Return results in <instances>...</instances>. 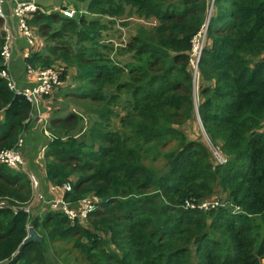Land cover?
<instances>
[{
	"label": "trees",
	"instance_id": "obj_1",
	"mask_svg": "<svg viewBox=\"0 0 264 264\" xmlns=\"http://www.w3.org/2000/svg\"><path fill=\"white\" fill-rule=\"evenodd\" d=\"M211 3L62 0L72 17L26 18L43 39L28 68L51 67L60 81L43 96L54 135L44 180L70 182L64 200L100 201L86 224L61 210L29 216L16 210L32 198L27 174L0 162V264H52L58 242L81 255L68 264H264V0H214L210 12ZM207 22L196 106L193 40ZM117 25L128 38L114 36ZM65 99L97 114L80 138L83 119ZM0 111L1 154L36 122L1 75ZM29 225L43 241L15 254Z\"/></svg>",
	"mask_w": 264,
	"mask_h": 264
},
{
	"label": "built area",
	"instance_id": "obj_2",
	"mask_svg": "<svg viewBox=\"0 0 264 264\" xmlns=\"http://www.w3.org/2000/svg\"><path fill=\"white\" fill-rule=\"evenodd\" d=\"M5 0H0V19L2 20L3 25L1 26L4 33V46L2 49L3 55V64L0 65V75L8 79L9 86L17 93L25 96L32 104V111L29 115L28 120L38 119L39 131H44L45 135L48 136L47 143L42 147V150L46 151L49 140L53 139L54 135L52 131L48 130L47 125L50 120H47V117L50 115L49 107L45 108L46 105L43 99L45 94H51L54 92L60 84L58 72L51 67L37 68L34 71L36 72V83L32 86L18 87L16 82L9 74V67L11 63L12 52L15 49V40H16V29L13 25L8 22V16L4 9ZM212 0L210 12L213 7ZM12 9L15 16L19 17V26L23 30L24 35L27 39L34 43L35 34L31 27L26 23V18L30 15L37 12L50 13L52 11L61 12L65 16L72 17L75 14L74 8L70 7H43L38 4L35 0H11ZM208 24H205L203 28L195 35L193 40V73L194 78L197 79L198 75V64L201 57L207 35ZM30 69V68H28ZM31 70V69H30ZM24 144L21 142L20 147H13L7 150H4L0 154V162L6 164L12 169L21 170L27 174L30 185L32 189V198L26 206V211L30 216H33L37 212V208L34 209L32 213V208L37 206L40 212L46 211L48 209L52 210H61L64 211L71 219L77 218L81 222L85 223L87 216L90 212L96 209L100 198L96 194H90L85 197L80 198L76 202H70L64 200V196L61 199H50L47 197L44 190L43 183L40 177L30 169L27 165V158L24 155L22 149ZM217 156L222 162H225V159L217 153ZM41 158V157H40ZM42 159V158H41ZM63 193H67L72 190V184L70 182L62 186ZM219 203V200H216L212 205L215 206ZM193 207L192 204H189ZM200 207H208L207 202L201 203ZM5 262V261H4Z\"/></svg>",
	"mask_w": 264,
	"mask_h": 264
},
{
	"label": "crops",
	"instance_id": "obj_3",
	"mask_svg": "<svg viewBox=\"0 0 264 264\" xmlns=\"http://www.w3.org/2000/svg\"><path fill=\"white\" fill-rule=\"evenodd\" d=\"M4 9L8 16L7 17L8 22L11 25H13L17 31L16 40H15V49L12 52L9 74L16 82L18 87L22 88L26 86H32L36 83V72L34 70L28 69V66L26 64V58L29 56L31 52L41 49V46L43 44V39L39 36L35 37L34 43H31L27 39V37L23 33V30L20 29V26L18 24L19 17L15 16L13 13L11 0H5ZM1 32H2V28L0 26V37L2 38ZM3 115L4 112L0 111V121L3 119ZM35 120L36 122L32 124V127L30 128L29 132L26 131L23 135L25 141L24 143L22 141V143L24 144L23 149H25L27 162L29 163V168L34 170V172L40 177L47 197H49L50 199H61L64 196L62 187L55 186L51 182L45 181L44 172H43L44 166L42 168L41 167L39 168L38 165L33 163L35 161L33 157L34 156L36 157L38 145L40 144V142H43V136L39 131L38 126H36L38 123V119L35 118ZM73 176L75 178H72V180H76V176L75 175Z\"/></svg>",
	"mask_w": 264,
	"mask_h": 264
},
{
	"label": "rangeland",
	"instance_id": "obj_4",
	"mask_svg": "<svg viewBox=\"0 0 264 264\" xmlns=\"http://www.w3.org/2000/svg\"><path fill=\"white\" fill-rule=\"evenodd\" d=\"M82 7L83 6H81V8ZM116 28H117V30L116 29L112 30V32L114 33V36H117V34L122 33V39H123V36L128 38V35H130L132 33V30L128 29V27H126V26L117 25ZM1 34H2V37L4 38L3 30L1 32ZM198 93L199 92H198V83H197L196 91H195L196 104H198V100H199ZM88 101H90V99L86 100V102H88ZM63 102L66 103V108L69 109L68 111H70V109H71V111L77 113L83 119V120H81L82 121V129L83 130L79 134V138H80L83 135L84 131L90 126L91 120L97 118V114L90 110V108H92V107H90L88 109H85V108L79 106V104H77V103H75L73 101H70L69 99H67V100L65 99V100H63ZM95 102L97 103V106H95V107H98V106L101 105V102H99V101H95ZM91 105H95V104L92 103ZM63 107H65V105H63ZM113 108H114L116 113H118V112L124 113V111L121 110V107H115V105H114ZM51 110H50V112H51ZM54 114H55V111L52 113L51 116H53ZM86 114H88V115H86ZM47 120H50V118L47 117ZM110 127H111V129H120L121 124H120L118 116L114 115V116L111 117V126ZM194 127L195 128H194L193 132H191L193 134V136L198 135L200 133L199 130H201V127H202V124H201V121H200L199 117H197L196 122H194ZM47 128L50 131L49 124L47 125ZM41 134L43 136V142H40V144L38 145V148H37L36 157L35 156L33 157V159H35V161L33 163L38 165L39 168L40 167L42 168L44 166V159H45V154H46L47 150L46 151L42 150V147L47 143V140H48V136L45 135L43 130L41 131ZM22 151H23L24 155L26 156L25 149H22ZM33 159H32V161H33ZM27 164H28V167H29V163L28 162H27ZM30 164H31V162H30ZM75 176L77 177V175H75ZM72 178H75V177L73 176ZM218 195H220V194H218ZM35 208H38V207L34 206L31 209L32 213H34V209ZM43 212H42V214H43ZM39 215H41L40 212H39ZM68 257H71L73 259L78 258L79 260H82L81 255L79 254V252L75 251L73 249V243L72 242H65V243L64 242H58V243H54L53 248H51V252L49 253V259H50L51 263L52 264H68V262H69L68 261ZM6 263L7 262L5 261V262H3L1 264H6Z\"/></svg>",
	"mask_w": 264,
	"mask_h": 264
},
{
	"label": "water",
	"instance_id": "obj_5",
	"mask_svg": "<svg viewBox=\"0 0 264 264\" xmlns=\"http://www.w3.org/2000/svg\"><path fill=\"white\" fill-rule=\"evenodd\" d=\"M35 1L38 4L42 5L43 7H58V8L62 7V0H35ZM16 210H24V207L18 206L16 207ZM27 231H28V234L23 239L22 243L20 244L15 254H18L24 247H26L31 242H42L43 241V236L32 225L28 226Z\"/></svg>",
	"mask_w": 264,
	"mask_h": 264
},
{
	"label": "clouds",
	"instance_id": "obj_6",
	"mask_svg": "<svg viewBox=\"0 0 264 264\" xmlns=\"http://www.w3.org/2000/svg\"><path fill=\"white\" fill-rule=\"evenodd\" d=\"M195 79V78H194ZM196 85H197V79H195V91H196ZM31 200V199H30ZM29 203V202H28ZM27 203V204H28ZM26 204V206H27ZM26 206L24 207V209L26 208ZM26 211V209H25ZM27 212V211H26ZM40 210L37 208V212L33 215V216H36L37 214H39ZM42 214V212H40ZM29 214V213H28ZM30 216V215H29ZM30 226V225H29ZM28 228V227H27Z\"/></svg>",
	"mask_w": 264,
	"mask_h": 264
}]
</instances>
